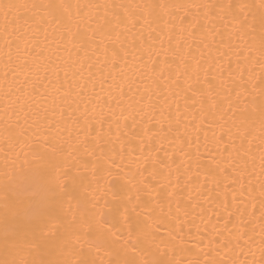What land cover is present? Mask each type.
Instances as JSON below:
<instances>
[{"label":"bare ground","instance_id":"6f19581e","mask_svg":"<svg viewBox=\"0 0 264 264\" xmlns=\"http://www.w3.org/2000/svg\"><path fill=\"white\" fill-rule=\"evenodd\" d=\"M148 2L192 7L187 12L172 10L162 23L150 27L146 19L129 21L127 29L117 30L126 37L105 38L99 48L93 44L87 51L64 39L54 25L17 21L14 27L15 13L6 17V10L0 11V112L4 92L11 88L12 100L47 109L49 119L59 120L61 111L67 113L65 120L75 113L73 119L81 118L76 131H92L94 126L97 133L103 127L107 134L111 129L106 139L125 161L137 162L133 171L164 161L171 167L174 182L178 169L187 177L198 176V183L187 186L182 176L181 211L176 213L173 206L174 216H179L173 220L178 247L185 250L181 258L199 259L200 264H264V147L259 132L241 147L243 133L238 134L233 125L226 99L230 87H235L231 80L239 82L238 68L254 69L259 79V45L252 49L253 61L248 64V38L242 41L237 35L238 24L215 15L205 19L195 7L221 2L258 4L259 0ZM113 48L120 51L115 59ZM192 57L205 65L199 84L182 70L176 71V64ZM166 60L175 63L169 65ZM206 79L224 83V88L217 89L221 95L212 94L223 102L222 109L203 103L204 97L190 90V85L207 89ZM177 81L183 87H177ZM142 97L149 99L137 103ZM101 120L105 121L102 126Z\"/></svg>","mask_w":264,"mask_h":264},{"label":"snow or ice","instance_id":"6c2138e0","mask_svg":"<svg viewBox=\"0 0 264 264\" xmlns=\"http://www.w3.org/2000/svg\"><path fill=\"white\" fill-rule=\"evenodd\" d=\"M190 7L148 0L87 4L80 0H0L6 17L15 13L14 27L17 21L54 25L64 39L85 51L93 44L99 48L105 38L126 37L117 30L127 29L129 21L146 19L150 27L162 23L172 10L187 12ZM195 7L205 19L215 15L238 24L237 35L242 41L248 38V64L253 61L252 49L259 45V79L254 69L238 68L239 82L231 80L235 87H230L226 99L233 125L238 134L243 133L241 147L257 132L264 147V0ZM111 51L113 59L120 56L117 49ZM195 61L192 57L176 64V71L182 70L199 84L205 65ZM204 83L207 89L190 85L193 95L200 94L203 103L222 109L223 102L212 94L221 95L217 89L224 88V83L208 79ZM176 86L183 87L179 81ZM12 94L11 88L4 92L0 112V264H200L199 259L181 258L185 250L178 247L173 225L179 219L173 206L176 213L182 208V176L185 186L198 183V176L187 177L178 169L174 182L171 167L164 161L133 171L137 162L125 161L106 139L111 129L107 134L103 127L97 133L94 126L92 131H76L81 118L73 119L75 113L65 120L67 113L61 111L59 120L49 119L47 109L30 108L19 98L12 100ZM144 99L149 98L137 103ZM99 123L102 126L105 121ZM261 159L264 162V153ZM261 212L264 216V201Z\"/></svg>","mask_w":264,"mask_h":264}]
</instances>
